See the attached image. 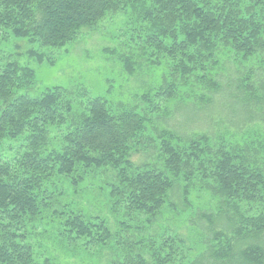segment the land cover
Returning a JSON list of instances; mask_svg holds the SVG:
<instances>
[{"label": "trees", "instance_id": "obj_1", "mask_svg": "<svg viewBox=\"0 0 264 264\" xmlns=\"http://www.w3.org/2000/svg\"><path fill=\"white\" fill-rule=\"evenodd\" d=\"M120 11L129 14L128 44L111 53L125 73L164 69L133 103L61 86L29 95L21 90L36 82L34 69L0 59V264H67L56 256L63 242L95 250L97 264H264V156L168 121L178 110L194 117L190 103L211 104L231 60L255 66L244 98L264 102V0H0V39L37 44L25 54L41 62V48H62ZM253 67L263 83L254 85ZM233 99L249 118L248 103ZM149 149L152 161L133 162ZM90 181L106 192L105 211L67 192L76 197ZM194 189L215 207L193 209ZM164 209L192 211L185 221L200 246L192 257L186 236L160 224Z\"/></svg>", "mask_w": 264, "mask_h": 264}, {"label": "rangeland", "instance_id": "obj_2", "mask_svg": "<svg viewBox=\"0 0 264 264\" xmlns=\"http://www.w3.org/2000/svg\"><path fill=\"white\" fill-rule=\"evenodd\" d=\"M128 15L127 11L107 14L94 27H84L79 30L73 42L62 46V48H41L45 57L41 62L25 54L30 47L39 49L37 44L30 45L24 38L8 36L5 39H0V59H2L1 61L15 59L34 69L36 82L29 88L21 90L29 95L38 96L46 88L61 86L73 91H84L91 97L102 96L109 102L133 103L138 94L144 93L145 88H155L162 79L164 69L161 67L151 69L143 64L141 71L129 76L125 73L117 55L111 53L115 51L119 54L123 51L122 44H124V40L125 42L127 40L123 33L129 23ZM127 44L126 42V46ZM250 66L254 65L249 63L245 66L243 64L236 65L234 60L227 61L219 69V80L222 87L218 92L212 94V103L209 105H199L197 102L195 105L188 104L193 108L191 112L195 114L194 117H189L188 113H183L180 110L172 111L168 120L169 126L178 131L186 130L187 134L207 132L213 137L222 136L239 143L244 142L246 145H254L261 152L260 155L264 156V102L256 104L254 101H249L248 96L244 98L245 90L242 88V80L246 74L248 75ZM254 67L253 70L257 74L259 70H255ZM260 82L263 83L261 75L257 74L253 83L257 85ZM235 97L248 103L250 119L242 109L241 103H235V106H232ZM181 98L186 100L185 96H180L176 100L167 102V106L176 104L178 100H182ZM226 103L234 108L228 107ZM233 109H235L234 112ZM189 119L192 122L188 124ZM50 136L53 141L59 138L55 128L51 130ZM18 143L19 141L13 142L14 145H18ZM1 148L3 149V147ZM155 157L153 150H141L133 155L132 160L134 163H141L152 161ZM86 184L90 188L82 190L84 186L82 184L79 188L81 189L80 194L76 197L72 195L74 193L71 192L69 185L65 184L68 187L67 192L70 198L88 207L91 211L98 209L105 211L106 192L97 191V185L91 184V181ZM190 198L193 209L198 207L210 210L215 207V201L206 192L199 189H194ZM162 211L160 224L176 231L183 237L186 236V242L192 248L188 255L192 257L200 249L197 244L199 241L197 232H194L185 221L192 211L183 213L167 209ZM61 244L56 255L59 261L67 262V264H97L95 250H87L83 244L68 245L65 242ZM178 250L181 252L182 249L179 247Z\"/></svg>", "mask_w": 264, "mask_h": 264}]
</instances>
